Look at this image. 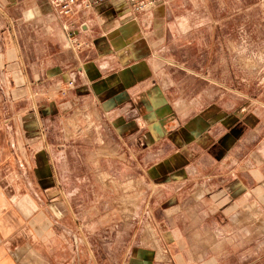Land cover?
Instances as JSON below:
<instances>
[{
  "label": "crops",
  "instance_id": "1",
  "mask_svg": "<svg viewBox=\"0 0 264 264\" xmlns=\"http://www.w3.org/2000/svg\"><path fill=\"white\" fill-rule=\"evenodd\" d=\"M208 1L159 0L137 12L134 4L107 0L90 7L77 3L65 15L49 0H0V85L6 86L0 92L5 101L0 117L6 114L0 122L5 133L0 146V264L218 260L207 255L210 244L198 233L185 232L186 237L172 230L175 212L169 216L166 206L162 210L171 220L150 217L117 253L94 251L87 236L77 238L76 192L61 187L63 158L55 155L68 139L78 144V119L88 114L116 136L120 150L134 152L132 164L142 166V149L156 148L163 140L172 148L170 158L151 157L150 172L159 164H189L191 157L182 156L187 148L182 134L195 138L204 130L189 127L195 122L186 120L176 103L182 96L175 97L174 74L183 70L189 75L216 62L221 49L216 46L217 21L213 13L208 21L198 17V12L211 11L205 7ZM9 132L16 135L14 142ZM185 174L191 181L205 178L202 193L206 180L220 177L190 169ZM151 209L144 212L153 213ZM185 223L200 228V222ZM159 227L165 228L161 236Z\"/></svg>",
  "mask_w": 264,
  "mask_h": 264
},
{
  "label": "rangeland",
  "instance_id": "2",
  "mask_svg": "<svg viewBox=\"0 0 264 264\" xmlns=\"http://www.w3.org/2000/svg\"><path fill=\"white\" fill-rule=\"evenodd\" d=\"M205 7L211 11L198 12L199 20L208 21L213 13L220 31L216 62L189 75L183 70L174 74L175 97L182 96L176 103L185 119L195 122L189 127L204 130L193 138L183 129L187 148L182 156L191 157L189 164H159L150 172L151 157L170 158L172 148L164 140L142 149V166L132 164L133 151L120 150L116 136L88 114L79 116L78 144L68 139L55 151L63 158L61 187L76 192L77 238L87 236L94 251L117 253L150 217L171 220L162 210L166 206L169 216L175 212L173 231L198 233L195 237L210 244L207 255L218 260L205 264H264V0H209ZM5 91L0 85V92ZM0 104L4 111L5 101ZM3 113L0 122L6 120ZM4 134L0 132V146ZM10 137L16 140L15 134ZM187 166L198 175L220 177L206 180L202 193L205 178L189 180L188 169L183 170ZM31 187L37 188L33 182ZM149 208L153 213L144 212ZM189 221L200 222V228L185 223ZM164 229L159 227V236Z\"/></svg>",
  "mask_w": 264,
  "mask_h": 264
},
{
  "label": "built area",
  "instance_id": "3",
  "mask_svg": "<svg viewBox=\"0 0 264 264\" xmlns=\"http://www.w3.org/2000/svg\"><path fill=\"white\" fill-rule=\"evenodd\" d=\"M50 3L58 8L63 14L69 15L73 12L74 7L77 3H81L84 7H90L94 3L107 1V0H49ZM128 4H134V10L141 12L154 6L159 0H124ZM66 30L71 35L70 28L67 26ZM72 81L67 83V86H71Z\"/></svg>",
  "mask_w": 264,
  "mask_h": 264
}]
</instances>
